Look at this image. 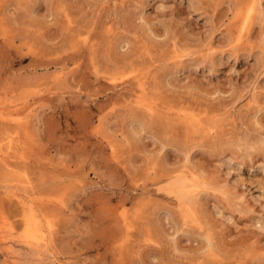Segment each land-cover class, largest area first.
I'll list each match as a JSON object with an SVG mask.
<instances>
[{"label": "rangeland", "instance_id": "374dc122", "mask_svg": "<svg viewBox=\"0 0 264 264\" xmlns=\"http://www.w3.org/2000/svg\"><path fill=\"white\" fill-rule=\"evenodd\" d=\"M0 264H264V0H0Z\"/></svg>", "mask_w": 264, "mask_h": 264}, {"label": "bare ground", "instance_id": "6f19581e", "mask_svg": "<svg viewBox=\"0 0 264 264\" xmlns=\"http://www.w3.org/2000/svg\"><path fill=\"white\" fill-rule=\"evenodd\" d=\"M185 186V185H184Z\"/></svg>", "mask_w": 264, "mask_h": 264}]
</instances>
